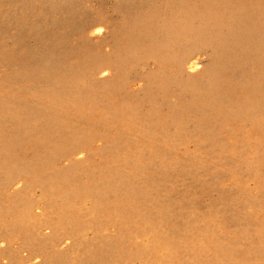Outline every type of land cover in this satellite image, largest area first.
I'll return each mask as SVG.
<instances>
[{
    "label": "rangeland",
    "instance_id": "obj_1",
    "mask_svg": "<svg viewBox=\"0 0 264 264\" xmlns=\"http://www.w3.org/2000/svg\"><path fill=\"white\" fill-rule=\"evenodd\" d=\"M0 264H264V0H0Z\"/></svg>",
    "mask_w": 264,
    "mask_h": 264
},
{
    "label": "bare ground",
    "instance_id": "obj_2",
    "mask_svg": "<svg viewBox=\"0 0 264 264\" xmlns=\"http://www.w3.org/2000/svg\"><path fill=\"white\" fill-rule=\"evenodd\" d=\"M168 66V65H167ZM166 71V70H165ZM166 74V73H165ZM173 85V84H172ZM171 87H174V85L173 86H171ZM169 87H167V89H168ZM171 90H172V88H171ZM170 91V90H169ZM173 91V90H172ZM168 92V91H167ZM172 92H170V96H172V94H171ZM175 95V94H174ZM177 95V94H176ZM175 97V96H174ZM177 97V96H176ZM178 98V97H177ZM177 98L175 99V100H177ZM174 101V100H173ZM191 101V100H190ZM176 102V101H175ZM185 102H187V101H185ZM177 103V102H176ZM181 103V102H180ZM188 103V102H187ZM173 104V103H172ZM175 105V104H174ZM188 105H189V103H188ZM176 108V107H175ZM77 134H78V132H77ZM64 135V134H63ZM66 137H68V136H66ZM75 137V136H74ZM76 138H77V135H76ZM76 138H74L75 140H76ZM78 139V138H77ZM63 140V139H62ZM79 140V139H78ZM82 140V139H81ZM16 142H17V140H15ZM15 141H14V143L13 144H15ZM12 144V145H13ZM18 144V143H17ZM67 145V144H66ZM73 145H75V144H73ZM81 145V144H80ZM79 145V146H80ZM78 146V145H77ZM70 147V146H69ZM36 226V225H35Z\"/></svg>",
    "mask_w": 264,
    "mask_h": 264
}]
</instances>
